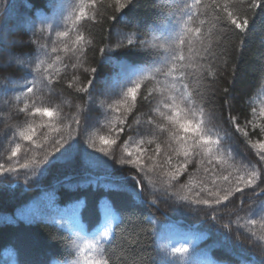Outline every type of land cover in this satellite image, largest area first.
<instances>
[{
	"label": "trees",
	"instance_id": "1",
	"mask_svg": "<svg viewBox=\"0 0 264 264\" xmlns=\"http://www.w3.org/2000/svg\"><path fill=\"white\" fill-rule=\"evenodd\" d=\"M72 2L78 3V0ZM125 2L126 0H121V4ZM248 3L250 0H244L243 5L238 4L241 8L238 13L240 18L249 20L248 27L243 31L236 29L234 25L222 27L219 23H214L211 13L202 17L205 19V46H211L214 52L204 65L211 72L204 82L208 89L206 97L210 99L207 110L213 113L214 131H219L223 137L224 162L209 165L206 160L203 164L196 160L189 163L187 169H181L177 179L172 181L177 191L167 198L162 196L163 188L167 186L165 182L170 179L167 172L173 171L184 160L183 155L177 156L172 151L179 146L170 141L167 135L144 137L145 140H153L151 145H147L149 151L144 154L145 157L151 154L157 143L161 145L160 156L154 161H148L156 165L155 171L149 173L148 177L138 173L131 165L120 164L118 159L122 153L116 145L106 146L110 153L115 150V160L111 155L97 150L100 147V136L114 138L115 134L110 131V121L113 118L126 116L123 125L125 131L119 134L117 145H122L133 136L136 129L148 131L146 126L142 127L147 119L146 114L149 113L148 102L141 100L143 85L137 94L136 107L131 112L109 109L107 118L105 109L99 106H95L94 111H89L93 106L87 93L77 92L75 89L86 84L90 78L85 68H97L98 88L103 87L105 78L115 73L114 65L105 63L100 51L108 46L113 47L114 53H122L121 58L126 64L145 66L144 61L151 60L146 52L115 48L119 39L118 32L126 33L135 41L131 29L134 26L140 29L145 26L151 28L155 21L160 25L159 30L150 31L144 39L150 47L162 44L171 28L175 27L177 31L180 29L177 18L173 16L174 0H134L135 6L119 9L114 0H104V7L97 6V20L89 23L86 29H81L85 39L91 41V44L87 46L86 55L79 59L71 52H51L53 46L62 48L60 41L66 38H58L54 32L47 31L33 35L31 24L35 23L37 29L44 27L39 23V14L52 15L49 0H0V29L10 32L8 44H0V82L7 84L8 79L20 80L24 77L30 70L17 61L35 59L36 55L41 54L43 45L48 51L47 56L40 55L45 60L44 67H47L48 62H54V68H59V75L55 77L57 94L52 98L53 103L62 106L61 116L66 123L78 115L82 122L88 116L92 125L87 132L83 129L73 131L71 138H68L67 132L72 130H64V142L57 150L50 145L52 139L60 134L38 127L41 120L47 121L49 118H34L37 133L33 139L44 146L36 148L30 141H20L21 150L13 157V162L23 163L35 157L40 161L38 166H30L35 169V174L27 184L24 176L26 170L22 168L19 169V178L15 174L8 175L7 179L0 177V264H37L44 260H47V264H52L53 260L64 264L66 259H71L67 253L72 250L76 233L63 213L75 211L83 227L94 232L103 221L99 210L105 200L117 213L114 226L119 223L121 215L125 216L124 224L116 230L115 246L110 249L113 264H121L122 259L126 264H155L161 245L166 243L158 238L154 241L157 230L161 233H181L191 240L188 245L189 254L195 250L193 258L198 264H261L264 261V240L260 239L264 237V221L256 217V225L248 224L246 212L255 205L241 204V199L248 200L249 197L233 193L228 201L213 205V208L218 209L215 212L206 205H185L180 200L182 196L195 198L202 183L211 187L210 173L204 171L206 167L215 169L218 175H227L231 171L233 177L238 174L235 167L241 163L251 164L257 170L264 169V161L260 160L258 149L252 147L257 139H264V134L257 135L264 128V117L259 115L261 107H264V3L251 10L247 8ZM63 27L61 25L57 30H62ZM67 27L72 29L70 36H74L75 30L70 22ZM53 41L56 42L55 45ZM185 54L187 55V50ZM56 56L60 57V61L55 60ZM199 67V63L194 60L192 69H189L194 72L193 89L199 86L195 79L199 75ZM74 74L79 76V81L73 79ZM159 79L162 82L164 80L163 77ZM70 82L73 87H69ZM156 88L159 92L161 84H156ZM24 102L26 101L23 99L19 102L12 101L18 107H23ZM77 106H80L79 111ZM253 107L256 109L255 114L252 112ZM232 117H236V124L241 131H236V126L231 123ZM137 119L140 124L135 122ZM24 124V113L19 112L17 107H9L0 99V162L6 159L4 149L8 148L7 139H11L9 134L18 130L13 126ZM245 131L248 132V137H245ZM43 134L49 136L47 143L44 142ZM91 140L96 141V148L90 146ZM76 143L79 144V149L70 156L61 157L65 149ZM83 149L100 157L106 164L100 168H90ZM165 153L172 155L170 165L162 163ZM149 177L154 180V184L149 183ZM137 180H143V183L137 185ZM120 182L130 187L136 186L138 192L142 191L146 203L141 205L136 202L134 205L128 193L103 186ZM217 186L225 188L230 185L227 181L218 179ZM251 191L245 189L249 194ZM202 195L213 199L206 193ZM153 200L157 201L156 205H152ZM194 208L197 210H193ZM240 208L243 211L237 213ZM130 211L134 215L128 217ZM208 213L214 214L218 219L212 220ZM150 216L155 217L156 223L148 226L146 218ZM224 224H229L230 227L225 229ZM228 233H231V239L225 238ZM249 236L251 240L247 239ZM171 259L175 264H181V257L178 255Z\"/></svg>",
	"mask_w": 264,
	"mask_h": 264
},
{
	"label": "snow or ice",
	"instance_id": "2",
	"mask_svg": "<svg viewBox=\"0 0 264 264\" xmlns=\"http://www.w3.org/2000/svg\"><path fill=\"white\" fill-rule=\"evenodd\" d=\"M115 5L119 8L135 6L134 0H126L121 4V0H114ZM244 0H174L173 16L177 18V23L180 25L179 31L175 27L170 29V34L164 39L162 44H154L151 47L144 39L150 31H158L160 25L153 22L151 28L145 26L140 29L134 26L131 31L135 35V41L132 37L123 32H118V37L115 48L136 49L144 51L151 60L144 61L145 66L129 65L121 58L122 53L113 52V47L108 46L100 49L103 53L105 63L113 64L115 73L105 78L103 87L98 88V70L96 67L85 68L89 73L90 78L86 84H81L75 90L77 92L87 93L88 99L91 101L92 108L89 111H94L95 106L105 109L106 118L107 110L131 112L137 104V94L140 93L143 85L144 91L140 93L141 100L147 101L149 105V113L142 127H147L148 131L136 129L133 136H130L122 145H117L119 134L125 131L124 124L126 116L113 118L111 133H114V138L108 139L105 136L99 137L100 147L97 149L105 155H111L112 159H117L115 150L111 153L106 146L116 145L122 155L118 159L120 164L131 165L138 173L148 177L149 173L155 171L156 165L148 163L154 161L161 153V145L157 143L151 154L145 157L149 149L147 145L153 143L152 139L145 140L144 137L158 135H167L170 141H174L179 147L172 149L177 156L183 155L184 160L173 170L167 172L169 180L166 181V187L163 188L162 196L170 198L177 189L172 181L176 180L181 172V169L186 170L189 163L199 160L200 163L220 164L223 163L224 153L222 151L223 137L219 131H214L212 125L213 113L208 111L210 99L206 97L208 91L205 86V81L210 72V68L204 65L214 55L211 46H205V32L203 25L209 13L212 14L213 22L224 25H234L236 29L245 30L249 25L247 18L241 19L238 15L241 8L238 4L243 5ZM264 0H250L247 8L249 10L260 7ZM104 7V0H78V3H73L72 0H49L51 16L39 14V23L44 27L36 28L35 23L31 24V30L35 36L37 32H54L58 38H66L60 41L61 47L53 46L52 53L64 51L71 52L79 59L86 55V49L91 41L85 39L81 29L87 28V25L92 21H96L99 15L97 6ZM71 9L72 11H69ZM115 18V17H113ZM70 22L75 30L74 36H70L72 29L67 27ZM61 25H64L62 30ZM94 26V25H93ZM10 32L6 29H0V44H8V36ZM12 43H15L14 41ZM54 45L55 41L52 42ZM200 47L197 48L196 46ZM187 50V55L185 54ZM40 55L47 56L48 51L45 46H41V54L36 55L32 60H19L18 64L27 67L30 71L25 74L20 80L8 79L7 84L0 82V99L9 107H17L18 111L24 113L25 124L23 126H13L14 130L9 135L11 139H7L8 148L4 149L6 159L0 162V177L8 178V175L15 174L19 178V169H25V183H29L32 176L35 174V169L31 165L38 166L40 161L35 157L30 160H25L23 163L19 161L13 162V157H16L21 150L20 141H30L36 148H43V144L38 143L33 139L37 133V125L35 117H48L47 121L41 120L38 127L47 128L49 132L59 133L60 135L52 139L50 147L58 150V147L64 142V130L71 129L67 132L68 138H71L73 131L83 129L84 132L92 125L89 123V117L85 116L82 122L80 117L74 116L69 122H65V118L61 116L62 106L54 104L52 98L56 96L55 83L59 75V68H54V62H48L47 67H44L45 60L40 58ZM56 61H60V57H55ZM197 61L200 65L199 75L195 76L196 83L199 85L195 89L192 87L194 72L192 69L193 62ZM67 67V65H65ZM73 67H76L73 65ZM51 70V71H50ZM163 77V82L159 79ZM73 79L79 81V76L74 74ZM155 81V83H153ZM156 84H161V89L157 90ZM149 85H152L149 87ZM69 87H73L70 82ZM91 89V90H90ZM158 93V94H157ZM11 94V96L9 95ZM31 94V95H29ZM8 97V99H4ZM25 100L23 107L13 104L12 101ZM78 111L80 106H77ZM253 114L256 113L255 107L252 108ZM260 117H264V107L259 111ZM33 118V119H30ZM118 122V123H117ZM137 124L141 122L139 119L135 121ZM231 123L236 126V131H241V128L236 124V117L231 118ZM251 123V121H249ZM131 128V126H128ZM79 134V133H78ZM264 134V128L257 133ZM245 137H248V132H244ZM44 142L47 143L49 136L43 134ZM251 142V141H249ZM90 146L96 148V141L91 140ZM144 146V147H142ZM79 144H72L70 148L65 149L61 153V157L70 156L75 150L79 149ZM171 147V145H169ZM252 147L258 149L260 160L264 161V139H257L252 143ZM10 151V155H8ZM84 155L87 158V164L90 168L96 169L105 165L106 162L100 157L94 156L83 149ZM59 159V158H58ZM171 153H165V159L162 163L171 164ZM238 174L233 177L232 172L227 175H218L215 169L205 168L206 173H210L211 187L202 183L200 191L195 193V198L189 199L187 196L180 197V200L185 205H206L213 209V212L218 209L213 208V205H219L224 201H228L233 193H241L242 196L249 197L248 200L241 199V204L252 203L255 206L250 207L247 212V223L256 225L259 217L264 221V169L257 170L254 166L248 163H241L234 169ZM230 177L232 179L230 180ZM222 179L229 183V187L220 188L217 186V180ZM259 181V184H257ZM95 183V181H93ZM137 185L143 183V180H137ZM149 183L154 184V180L149 177ZM106 188L123 191L128 193L133 204L136 202L143 205L146 201L143 199L142 191L138 192L136 186H129L124 182L108 183L103 185ZM184 187V186H182ZM245 189H251V194L245 192ZM202 193L213 199L204 198ZM255 199H252V198ZM167 202V200H161ZM152 205H156L157 201L153 200ZM197 210V209H193ZM102 213L103 221L94 232H89L80 223L76 212H64L70 220L75 233L76 240L72 245V250L67 253L71 259H66L64 264H113V254L110 252L115 244L116 230L119 229L125 222V216L121 215L119 223L117 213L113 206L107 201H103L99 210ZM243 211V208L237 209V213ZM134 215L133 212L127 214L128 217ZM212 220L218 218L212 214H207ZM243 219V218H241ZM148 226L156 223L155 217L146 218ZM223 227L228 229L229 224H224ZM166 241L160 248V254L157 255L155 264H175L171 259L172 256L181 257V264H198V261L193 258V253L189 254L188 240L181 233L164 232L159 230L154 234L156 239ZM231 239V233L225 237ZM251 240V236L247 237ZM264 240V237L260 238ZM256 246H259L258 244ZM168 253L169 255H163ZM264 254V250H262ZM37 264H47V260L39 261ZM52 264H59L53 260ZM121 264H126L122 259ZM264 264V261L261 262Z\"/></svg>",
	"mask_w": 264,
	"mask_h": 264
}]
</instances>
